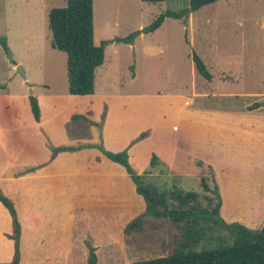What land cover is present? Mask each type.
I'll use <instances>...</instances> for the list:
<instances>
[{"label":"rangeland","instance_id":"obj_1","mask_svg":"<svg viewBox=\"0 0 264 264\" xmlns=\"http://www.w3.org/2000/svg\"><path fill=\"white\" fill-rule=\"evenodd\" d=\"M47 1L52 8L66 6V0ZM188 2L93 0L94 42L124 38ZM50 9H41L38 0H0V37L6 39L16 63L0 46V196L13 205L18 222L27 210L29 228L22 235L19 223L15 240L11 216L0 202V263L11 262L8 252L14 254L16 245L19 264H89L91 250L97 264L170 255L179 231L168 219L146 216L140 228L125 233L138 213L137 201L144 206L145 201L105 152H126L133 168L129 151L138 142L144 145L134 160L139 167L133 170L144 175L145 183L202 194L201 180L206 178L210 187L214 181L223 203L220 218L259 231L264 225V157L249 153L250 137L241 130L225 138L226 150L211 147L220 160L216 172L204 164L202 155L210 152L204 144L217 137L212 131H221L218 124L210 130L213 125L206 120L213 103L221 115L238 110V105L257 103L264 117V0H218L192 13L187 26L166 19L132 46L110 43L95 73V93L85 97L68 93L67 56L50 46ZM193 53L211 74L210 82L195 71ZM16 66L25 78L16 74ZM185 94L217 96L205 99L203 107L202 100L196 106V98L183 101ZM31 97L40 111L39 122ZM183 105L196 107L201 120L181 111ZM255 121L264 125L262 119ZM191 125L193 131L188 130ZM260 127L256 129L263 148L264 126ZM169 145L195 166L192 172L169 170ZM54 149L59 150L52 157ZM153 154L158 165L151 169ZM256 182L261 183L258 188ZM241 185L244 191L237 189ZM219 239L232 241L215 228L193 251L212 249ZM114 241L123 242L102 248Z\"/></svg>","mask_w":264,"mask_h":264},{"label":"trees","instance_id":"obj_2","mask_svg":"<svg viewBox=\"0 0 264 264\" xmlns=\"http://www.w3.org/2000/svg\"><path fill=\"white\" fill-rule=\"evenodd\" d=\"M144 3H159L163 0H141ZM218 0H189L187 7L174 11L167 10L152 23L124 38L94 42L93 0H66V6L51 8L47 15L48 29L51 32L52 49L67 56V87L72 96L93 95L95 73L104 62L105 48L110 43L133 45L136 38L155 32L166 19L181 20L187 26L189 16ZM0 46L11 59L10 49L5 38L0 37ZM195 71L206 81H211V74L201 58L193 53ZM13 65L15 61L11 59ZM35 121H40V111L34 98H30ZM253 104L249 110L258 108ZM140 139V138H139ZM59 149H54L52 157ZM105 155L114 163L125 168L135 185L136 193L145 201V211L131 220L125 233L140 228L143 219L150 216L156 219H168L179 231L177 246L170 255L135 260L130 264H264V225L259 231H251L239 223H225L220 218L221 196L218 186L213 181L212 187L207 179L201 180L202 194L183 191L177 187L156 186L145 183L144 175L137 174L130 166L126 152ZM158 165V158L152 155L150 168ZM0 202L8 210L13 224L14 239L20 234L19 222L13 205L0 196ZM218 228L231 237V243L225 244L220 239L212 249L193 251L199 243L211 238L212 231ZM91 254L94 250L90 251ZM89 256V264H97V256ZM19 248L16 245L10 263L19 264ZM2 264V263H0Z\"/></svg>","mask_w":264,"mask_h":264},{"label":"crops","instance_id":"obj_3","mask_svg":"<svg viewBox=\"0 0 264 264\" xmlns=\"http://www.w3.org/2000/svg\"><path fill=\"white\" fill-rule=\"evenodd\" d=\"M38 1H39V6H40L41 9H45L46 7L47 8H52V7L48 6V4H50V2H48L47 0H38ZM94 93H95V90H94ZM88 96H92V95H88ZM184 96L185 97L182 98L183 101H187V100L194 101V99L196 98L197 99V105L196 106L200 105L201 104V100H202V105L204 107V100L205 99H207V98H209V99L216 98L217 95L216 94H190V95L187 96V94H185ZM73 97H80V96H73ZM81 97H85V96H81ZM187 106H189V103L187 104ZM213 106H214V108H210L211 113H209V116L206 117V120H207V122H209L210 124L213 125V128L210 129V130H213L215 128V125L218 124L219 128H221V131H219V132L212 131V132H214L215 136H217V137H215V139L213 141L204 144V145H208V147L210 149V152L204 153L202 155V159H203L204 164L207 163L209 166H212L214 172H216V168L218 166H220V160H219V158L216 157V152L214 153L211 150V147L215 148L218 145H220L223 150H226L227 149L226 146L223 145V143H225V138H228V137L234 138L237 135V132L240 133L241 130H243L245 132L244 137H247V136L250 137L248 145L252 149L250 150L249 153L253 154L254 157H256L258 155H260L261 157H264V149H263L264 148V144L262 145L263 146V148H262L261 147L260 134L257 133V129H256L257 127H260V126L262 127L264 125L258 123L257 121H255V124L253 122L254 119H257V120L258 119H262V120H264V117L260 116L262 114L260 112H262L263 107H258L256 109L250 111V110H247V108L249 106L245 107V105H241V106L238 105V110H232V111L231 110H226L228 113H224L223 115H221L220 114L221 110L220 109H216L217 103H213L212 107ZM191 107L192 106L186 108V106L183 105L182 108H181V111H183V112L187 111L186 114H188V116L189 115H195V117H197V119H199V121H200L201 120L200 111H197V113H195L196 112L195 111L196 107H192V108ZM241 122H243V124H244L243 128H240V123ZM223 123H224V125H223ZM36 124L38 125L40 123H36ZM248 124L250 125V128L246 130L245 128H247L246 125H248ZM37 125H35L33 127H37ZM253 128H255V129H253ZM188 130L189 131H193L194 127L192 125L189 126ZM33 131H34V129H33ZM223 133H225V135L222 137ZM202 136L204 137L205 135H202ZM142 145H144V144L138 142V144L135 145L134 148L130 149V151H129L130 161H131L132 165L134 166L133 167L134 169L135 168L138 169V167H139L137 161H134V160L136 159V153L140 150ZM169 148L171 149V155H170V159H169V162H168L169 170L171 172H174L175 174L178 173L180 175L192 172L195 166L193 164H191L186 157L180 158L177 155L176 147L169 145ZM260 149H262V151L258 152V150H260ZM147 155L148 156L146 157V159L148 160L150 154H147ZM111 163L114 164V162H112V161H111ZM222 163H223V160H222ZM248 163H249V166L250 165L252 166V163L250 161ZM254 163L258 164V163H260V161H254ZM115 164H117V163H115ZM119 166H121V165H119ZM122 168L125 171V168L124 167H122ZM125 173L127 174L126 171H125ZM129 179H130V177H129ZM130 181L133 184L134 191L136 193L135 185H134V183L132 182L131 179H130ZM260 184L261 183L256 182V184L254 185L255 188H258V185H260ZM243 186L244 185H241L237 189L241 188V190L244 191ZM222 204L223 203H222V198H221L220 212H221ZM253 205H257V203H254ZM137 206H138V209L135 208L138 211L136 217L139 216L140 214H142L143 207H145L143 205V202L140 201V200L137 201ZM25 212H27V210H25V208H24L23 209V214L19 215V220L22 219V222L19 221V223L21 225L22 235H27L29 233V228L26 226L27 216H26ZM241 212L244 213V212H247V211L242 210ZM12 229H13V224H12ZM32 229H34V228H32ZM26 231H28V232H26ZM131 233H128V234H131ZM116 242L120 243V242H123V241L106 242L107 245H102V248L104 247L103 249H105L107 246H110V244H117ZM99 251H101V250H99ZM82 252H84V251L82 250ZM8 253H9L8 258L10 260V256H11V261H12L14 254H12L11 251L8 252ZM21 256H23V253L21 254ZM19 262H20V259H19Z\"/></svg>","mask_w":264,"mask_h":264},{"label":"water","instance_id":"obj_4","mask_svg":"<svg viewBox=\"0 0 264 264\" xmlns=\"http://www.w3.org/2000/svg\"><path fill=\"white\" fill-rule=\"evenodd\" d=\"M16 74H19L21 77L25 78V73L20 66H16Z\"/></svg>","mask_w":264,"mask_h":264}]
</instances>
